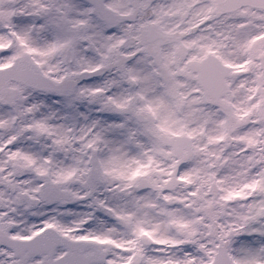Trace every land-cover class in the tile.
<instances>
[{
    "label": "snow or ice",
    "instance_id": "6c2138e0",
    "mask_svg": "<svg viewBox=\"0 0 264 264\" xmlns=\"http://www.w3.org/2000/svg\"><path fill=\"white\" fill-rule=\"evenodd\" d=\"M0 264H264V0H0Z\"/></svg>",
    "mask_w": 264,
    "mask_h": 264
}]
</instances>
